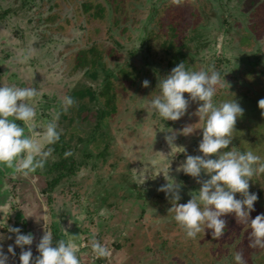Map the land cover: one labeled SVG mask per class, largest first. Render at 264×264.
<instances>
[{
  "label": "rangeland",
  "instance_id": "obj_1",
  "mask_svg": "<svg viewBox=\"0 0 264 264\" xmlns=\"http://www.w3.org/2000/svg\"><path fill=\"white\" fill-rule=\"evenodd\" d=\"M246 1L223 0L234 7H239V4L245 6ZM250 1L257 8L258 1ZM215 2L217 0H203L200 3L197 0H0V15L8 14L1 18V21H6L0 24H6L13 34V40H18L23 47L21 72L13 79L18 81L17 86L35 88L37 99L53 102L50 111L43 113L44 119H41V107L37 105L35 120L40 118L38 122L47 121L51 113L59 111L57 126L61 130L60 135L69 142L67 156L55 153L59 140L48 146L51 152L46 158L50 162L46 168L51 169L60 157L72 156L86 161L84 164L80 162L76 173L70 176L66 173L68 177L63 178L60 176V183L55 189L47 191L50 200L44 190L51 182L44 173L34 171L28 176L16 174L12 179L10 169L2 166L0 204L4 205L0 208V222L18 227L22 233L31 228L34 230L33 238L42 235L43 223L51 233L53 230H57V233L64 231L65 236L62 237L65 239L77 226L78 235L71 236L80 238L73 239L77 244H85L78 253L79 264H234L232 256L236 252L241 254L243 264H264V248L249 247L250 229L246 222L237 223L231 214L224 217L226 223L220 237L213 239L208 235V230L202 228L194 238H184V230L174 225L176 222L166 211L170 204L164 192L157 190L166 183L162 174L136 187L139 190L143 188L139 192L142 199L132 194L134 192L129 187L136 184L132 177L136 169L139 171L146 163L142 161L155 159L158 167L169 165L164 155L169 148L163 134L157 130L159 125L180 129L189 124L194 129L193 133L187 136L178 133L175 143L184 146L187 154H199L196 145L200 139V129L197 128L203 122L197 121L195 115H189L196 108V103L189 101L185 115L177 121H162L154 113L147 115L143 109L144 102L151 98V94L146 99L143 96L148 90L141 86L144 76L153 78L147 79L149 84L151 80L156 83L182 61L186 68L192 70L211 66L220 73L213 102L233 98L243 109L242 115L236 119L229 147L252 151L264 162V117L257 107L258 99L264 97V36L253 38V48L241 44L246 41L245 38L243 41L234 37L241 36L238 25L233 29L234 38L228 39V33L219 34L218 30L213 29L211 49H207L209 53L205 48L197 50L196 44L190 46V42L189 47L182 48L193 56L192 60L190 56H185L187 59L184 60L183 56L177 58L173 52L175 49L169 47L170 41L177 43L189 33L191 26L213 19L217 10ZM261 11L264 14V9ZM260 25L261 28L264 26L263 23L258 24L257 30ZM245 29L246 26L242 30ZM98 31L99 43L88 53L93 46L91 42H86L89 32L94 36ZM257 34L260 36L261 32ZM80 51H86L83 65L77 59ZM15 59L18 60V57ZM5 65L7 67L9 64ZM12 67L13 64L7 71ZM87 67H90L88 76L85 74ZM107 69L106 74L110 70L113 73L110 92L115 93L116 97L112 96L113 99L107 103L105 97H100L99 103H96L94 100L90 102L89 97L76 95L75 91L84 90L85 87L102 93V76ZM151 86L156 94V85L153 83ZM65 95H71L75 102L66 112L60 111L58 104V98ZM79 101L87 104L82 110L78 106ZM114 101L116 109L113 107ZM103 104L101 114L108 117L105 115L101 121L97 111ZM90 134L98 138L91 142L82 138ZM59 145L62 149L65 142ZM184 155L183 152L176 153L169 171L177 182H183L180 192L185 190V195L181 197V203L189 199L190 189L199 187L194 178L175 171ZM57 169L60 168L51 172L52 182L59 177ZM249 192L257 194L254 210L249 213L252 218L264 213V172L249 180ZM61 205L65 206L61 210L66 212L54 214L52 218L53 208H60ZM101 209H104V215H99ZM159 218L165 223L160 222ZM104 219L108 221L107 227L102 221ZM167 225L173 228L170 235L165 230ZM240 225L242 229H239ZM238 230L243 234L235 239ZM1 231L5 237L12 236L14 239V234L9 233L6 227H0ZM93 234L97 241L108 245L109 250L112 247L107 257L95 258V261H92L93 254L87 247V241ZM12 242L7 238L0 241V250L5 252L4 247ZM24 247L31 248L28 245ZM31 250L34 255L37 254L36 248ZM10 261L8 257V263Z\"/></svg>",
  "mask_w": 264,
  "mask_h": 264
},
{
  "label": "clouds",
  "instance_id": "obj_2",
  "mask_svg": "<svg viewBox=\"0 0 264 264\" xmlns=\"http://www.w3.org/2000/svg\"><path fill=\"white\" fill-rule=\"evenodd\" d=\"M220 79V73L211 66L192 70L186 68L183 61L158 79L155 87L157 93L144 102L143 109L147 115L154 113L162 121H177L185 115L189 101L196 103V108L189 115H195L197 121L203 122L197 128L200 129V139L196 145L199 154H187L184 146L175 143L178 133L185 136L193 133L194 129L189 124L180 129L159 125L157 130L163 134L169 148L166 154L163 153L169 165L158 167L155 159L142 161L146 163L139 171L136 169L132 180L140 185L158 174L163 175L166 183L157 190L164 192L170 204L166 211L184 230L186 237L194 238L202 228L208 230L211 238L220 237L224 233V217L231 214L237 223L246 222L250 229L249 247L264 248V213L249 217L250 211L254 210V201L257 200V194L249 192V180L264 172V162L252 151L229 147L236 119L242 115L243 109L233 98L213 102ZM148 84L147 79L141 81L142 87ZM37 95L33 87L0 84V166L10 169L13 178L16 174L28 176L42 168L51 152L48 146L60 138L61 130L57 126L59 111L51 113L47 121L35 120L37 109L34 97ZM73 103L71 96L58 98L60 111L66 112ZM257 107L264 117V97L258 99ZM178 151L185 155L183 161L176 165L175 171L194 178L199 185L189 190V199L183 203L179 202L183 182H177L169 175L170 162ZM64 155L69 153L66 151ZM99 215H104V209L100 210ZM0 227H6L9 233L14 234L13 239L12 236L5 237L0 233V241L5 238L13 241L7 245V253L0 250V264H8V254L14 255L13 245L20 248L19 264H79L78 253L85 244H77L71 236L57 239L53 243L52 233L45 223L35 245V256L31 248L24 247L32 244L31 233H22L18 227L8 226L5 222H0ZM87 247L94 258L109 255V249L97 241L94 234L89 237ZM232 260L234 264H243L239 252L233 254Z\"/></svg>",
  "mask_w": 264,
  "mask_h": 264
},
{
  "label": "trees",
  "instance_id": "obj_3",
  "mask_svg": "<svg viewBox=\"0 0 264 264\" xmlns=\"http://www.w3.org/2000/svg\"><path fill=\"white\" fill-rule=\"evenodd\" d=\"M195 1L196 0H194V2ZM197 1L200 3L203 0H197ZM256 1H258L257 8L254 5V3ZM251 2L252 1L249 2V0H247L245 6L242 4H239V7H234V6L229 5L228 3H224L223 0H217V2H215L217 10L212 16L213 19H208L205 22V24L199 22L197 25L191 26L189 28V31H188L189 33L182 36L179 39V42H177V43L170 41L169 47H171L172 49H175V51H173V52L177 56V58H180V57L182 58V56H183L184 57V58H182L183 60L187 59V57H185V56H190L189 52L184 51L182 48L189 47L188 42H190V46H192V43H193V47L196 44V47H198L197 50L198 49L201 50L203 48H205V50L211 49V44H212L211 35H213L212 30L216 29V30H218L219 34L225 35L226 33H228L230 37L227 36L226 39L238 37V38H240V40H243L245 38L246 41L243 40L244 42H242L241 44H243V46H250L251 45L254 48V39H256L257 37L264 36V26L261 28V25H260L259 30H257V27H256V26H258V24H262V23L264 24V14L261 13L262 12L261 10L264 9V0H262V1L254 0V3H253L254 6H252ZM85 11H87V10H85ZM204 20H206V19H204ZM236 25H238V28H240V30H241V36L237 35V36L232 37V35H234L233 29L237 27ZM245 26H246V29L242 30ZM175 31H177V29ZM257 32H261V35L259 36L257 34ZM213 37H214V35H213ZM143 40H145V39H143ZM143 40L141 39V41H143ZM215 42H217V38H215ZM228 45L226 44V46H228ZM209 51L210 50H207L208 53H209ZM192 57L190 56L189 58L192 60ZM96 72L98 74V68H97ZM107 72H108V69L105 70V73L102 76V78H103V84L101 85V90H103L102 93H99V92L95 93L91 89H89V88L86 89V87H85L84 90L82 88V90L75 91L76 95H79L80 97L81 96L82 97H89L90 102H92L93 100L96 102V100L99 101L100 97H105L106 103L109 102L111 99H113L112 96L116 97L115 93L113 95V93L110 92L112 84H113V80H112L113 73L111 72V70H110L109 74H106ZM93 73L96 75L95 72H93ZM133 77H135V75H133ZM82 104L85 105V103H83V102H82ZM78 105H80V104H78ZM103 106H104V104L97 111L101 121L103 120V117L105 115H107V114H104V115L101 114V112L103 111L102 109H104ZM113 107H114V109H116L115 101H114ZM60 142H63L61 135L59 138V142L57 143V146L55 148V153L59 156L60 155L63 156L64 152H66L67 143H69V142H66L65 146H63L62 149L60 148V145H59ZM48 162L49 161L45 159V164L43 165V167L35 170L37 172H40V171L42 173L45 172L46 175L50 178V177H52L51 172H53V169L60 168V169H57V170H59V177L57 176L54 182L49 181L51 183H49L48 187L45 189L46 193H47V191L52 192L55 189L54 187H56V185L58 183H60V182H58L60 180V176L63 178L66 176V173L68 174V176H70L72 173H76V170L79 167L80 162H82L81 164L86 163V161H84L82 159L77 160L72 156L70 158H61L60 157L58 162L53 163V166H51L52 167L51 169H49V168L47 169L46 167L48 166ZM68 176H66V177H68ZM129 187H131L132 188L131 190L134 192L132 194H136L137 198H141V195L139 194L140 191H139V189L136 188V187H139V185L133 184L132 186L130 185ZM180 193H181V197H183V195H185L184 190ZM112 214H113V212L111 211V216H113ZM99 219L101 220V218H99ZM102 221H104V223H106V227H107L108 221L105 219ZM159 221L162 223H165V221L161 218H159ZM90 222H91V220H90ZM99 224H101V222ZM174 225L176 226L177 224L174 223ZM75 227H77V226H75ZM101 227L105 228L104 226H101ZM171 229H173V228L168 227V225L166 226L165 230H166V232H168V235H170V233L172 231ZM239 229H242L241 225H240ZM52 230H53V228H52ZM61 231H63V230H61ZM238 232L239 233H238V235L235 236V239L240 238L239 234H241V233L243 234V231L240 232L238 230ZM71 234L72 235H78L77 230L75 228H73L68 235H71ZM63 235L65 236L64 231L62 233H57V230L56 231L53 230L52 231L53 243H55V241L57 239H65V237H62ZM97 238L100 239L99 235L97 236ZM184 238H188V237L184 236ZM202 238H200L199 240H201ZM232 239H234V236L232 237ZM117 245H120V244H118V242H117ZM106 247H108V245Z\"/></svg>",
  "mask_w": 264,
  "mask_h": 264
},
{
  "label": "flooded vegetation",
  "instance_id": "obj_4",
  "mask_svg": "<svg viewBox=\"0 0 264 264\" xmlns=\"http://www.w3.org/2000/svg\"><path fill=\"white\" fill-rule=\"evenodd\" d=\"M32 5L33 4H31V6ZM13 10H11V12H13ZM3 13L4 12H2V14ZM5 13H8V12H5ZM7 16H8V14L7 15H0V23H4L6 20L3 22V21H1V20H3L1 18L7 17ZM98 33H99V31L96 32L94 36H91V32H89V39H87L86 42H91L93 46L89 48L90 50L88 51V53L91 52V49H94V47L96 46L97 43H99ZM19 43L20 42H18V40L17 41L13 40V34H12V32L9 31L8 26L6 24L4 26L2 24H0V83L1 84L16 85V86L18 85V81H14L15 79H13V78H17L19 76V73L21 72L20 69H21L22 59H23V55H24L23 54V47H21ZM84 54H86V51H80V53L77 57L78 62L81 65H83L85 63L86 56ZM16 57H18V60L15 59ZM92 62H94V60ZM6 63L9 64L7 67L5 65ZM12 64H13V67L10 69V71H7L8 68ZM89 70H90V67H87L85 69L86 76H88L87 74H88ZM96 71H97V69H96ZM7 76H8V79H7ZM79 90H82V88ZM69 96H71V95H69ZM34 99H36V101H38V103H36V106L38 105L39 107H41L40 108V110H41V113H40L41 116L40 117H41V119H44L42 117L43 113H48L50 111V104L53 102H51V100H43L40 98L37 99V96L34 97ZM96 103H99V101L96 100ZM74 104H75V102L73 103V106H74ZM78 104H80L78 106L81 108V110L83 109V107L87 106L86 103H85V105H83L81 103V101H79ZM55 107L56 106L54 103L53 108H55ZM79 107H78V109H79ZM37 121H40V118ZM0 168L3 170L2 166H0ZM9 176L12 177V179H15V178H13V176L11 174V170H10ZM142 189L143 188H140L139 191H141Z\"/></svg>",
  "mask_w": 264,
  "mask_h": 264
},
{
  "label": "crops",
  "instance_id": "obj_5",
  "mask_svg": "<svg viewBox=\"0 0 264 264\" xmlns=\"http://www.w3.org/2000/svg\"><path fill=\"white\" fill-rule=\"evenodd\" d=\"M145 78L144 79H148V78H151L150 76H144ZM140 78H143V76H141ZM151 79H153V78H151ZM154 83V85H156L157 84V82L155 83L154 82V80H151L150 81V84H148V86H147V88H148V90L146 91V92H144V98L146 99V96H148V95H150L149 97H151L152 95H154L155 93H153V91H152V86H151V84H153ZM148 99V98H147ZM144 100V99H143ZM41 115V114H40ZM106 118L108 117L107 115L105 116ZM59 129V128H58ZM61 138L63 139V141L66 143V141L64 140V137L63 136H61ZM82 138H85V140L87 141V142H91L93 139H94V141L98 138V136L97 135H95V134H90L89 136H86V137H82ZM82 138H80V140L82 139ZM82 143V142H81ZM86 144V143H85ZM88 158V157H87ZM48 169V168H47ZM37 172V171H36ZM38 173H41V171L40 172H38ZM45 175H46V173L45 172H43ZM47 176V175H46ZM49 178V177H48ZM49 181H50V178H49ZM47 187V186H46ZM44 192H45V190H44ZM45 195H47V199L48 200H50L51 199V196H50V194H48V193H44ZM55 198H57V197H55ZM53 202H55V200L53 199L52 200ZM50 203V202H49ZM3 205L4 204H0V208L1 207H3ZM60 208H53V211H51V216H52V218H54V214H56V215H58V214H60V213H65L66 211H63V210H61V208H64L65 206H63V205H61V206H59ZM77 222V220L75 221V223ZM52 228V227H51ZM75 228V227H74ZM25 229H27V227L25 228ZM4 231V230H3ZM1 233H3L2 231H1ZM24 233H31L32 235H34V230L33 229H31V228H28ZM69 236H71V235H68L67 237H66V239L69 237ZM73 239H80L79 237H73V236H71ZM9 243H7V245H8ZM34 244V243H33ZM28 246H31V248H36L34 245H28ZM4 249H5V253H7V246L6 247H4ZM15 249H17V251H14ZM25 249H27V248H25ZM13 251H14V255L13 254H8V257H10V259H11V261L8 263V264H10V263H12V262H15L16 261V263H18L19 264V260H16L18 257H19V252H20V248L19 247H17V246H15V245H13ZM110 251H112V248H110V250H109V252ZM33 253V252H32ZM37 255V254H36ZM33 256H35L34 254H33ZM86 264H88V263H86Z\"/></svg>",
  "mask_w": 264,
  "mask_h": 264
},
{
  "label": "water",
  "instance_id": "obj_6",
  "mask_svg": "<svg viewBox=\"0 0 264 264\" xmlns=\"http://www.w3.org/2000/svg\"><path fill=\"white\" fill-rule=\"evenodd\" d=\"M92 64H93V63H92ZM92 64H91V65H92ZM36 237H37V236H36ZM36 237L33 238V242H32L31 245H34V246L36 245V242H35V241H36ZM34 239H35V240H34ZM33 243H34V244H33ZM17 259H18V258H17ZM96 259H100V258H96ZM18 260H19V259H18ZM92 261H95V258H93ZM15 264H18V263H15Z\"/></svg>",
  "mask_w": 264,
  "mask_h": 264
},
{
  "label": "built area",
  "instance_id": "obj_7",
  "mask_svg": "<svg viewBox=\"0 0 264 264\" xmlns=\"http://www.w3.org/2000/svg\"><path fill=\"white\" fill-rule=\"evenodd\" d=\"M39 238H40V236L39 235H37V237H36V244L38 243V241H39Z\"/></svg>",
  "mask_w": 264,
  "mask_h": 264
}]
</instances>
